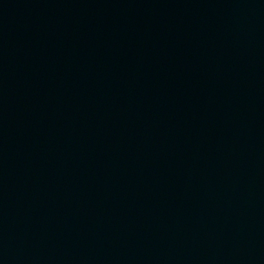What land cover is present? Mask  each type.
I'll list each match as a JSON object with an SVG mask.
<instances>
[{"label":"water","instance_id":"95a60500","mask_svg":"<svg viewBox=\"0 0 264 264\" xmlns=\"http://www.w3.org/2000/svg\"><path fill=\"white\" fill-rule=\"evenodd\" d=\"M0 264H264V0H0Z\"/></svg>","mask_w":264,"mask_h":264}]
</instances>
